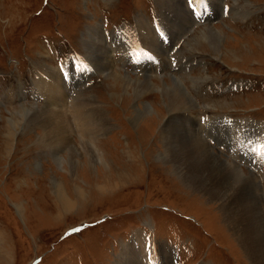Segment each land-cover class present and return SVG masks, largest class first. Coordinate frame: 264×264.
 I'll return each instance as SVG.
<instances>
[{
	"label": "rangeland",
	"instance_id": "rangeland-1",
	"mask_svg": "<svg viewBox=\"0 0 264 264\" xmlns=\"http://www.w3.org/2000/svg\"><path fill=\"white\" fill-rule=\"evenodd\" d=\"M53 68L67 83L49 106L38 79ZM235 120L249 122L252 159L264 0H206L196 15L188 0H0V264H116L123 245L134 264H252L221 208L238 183L222 176ZM196 135L221 161L191 157L189 181ZM238 162L264 208V171ZM138 233L170 258L149 259Z\"/></svg>",
	"mask_w": 264,
	"mask_h": 264
},
{
	"label": "bare ground",
	"instance_id": "bare-ground-1",
	"mask_svg": "<svg viewBox=\"0 0 264 264\" xmlns=\"http://www.w3.org/2000/svg\"><path fill=\"white\" fill-rule=\"evenodd\" d=\"M221 1V0H220ZM210 20V19H209ZM205 22V21H204ZM207 22V21H206ZM196 23L194 22V25ZM194 25L192 24L187 31L190 32L192 31V29L194 28ZM93 29V28H92ZM97 29H99L97 27ZM210 32V36L208 38V42L210 43V47H212L213 49H218L219 44H220V37H222L218 32H214V30L211 28H209ZM186 31V32H187ZM218 31V30H217ZM184 32V33H186ZM206 34V33H205ZM98 35V34H97ZM207 35V34H206ZM108 46V45H107ZM173 46V45H172ZM223 46V45H222ZM211 49V50H213ZM225 51V50H224ZM215 52V51H213ZM161 53V52H160ZM116 73V72H115ZM112 74V73H111ZM122 76V75H121ZM65 76H64V71L61 69H52L51 70H47L46 74L44 76L41 75V77H39L38 81H39V85L42 86L44 89L43 91H45L46 93V100L49 106H51L57 99V94L59 92L60 89L63 88V86H66V83L64 81ZM128 79V78H126ZM138 79V78H137ZM148 79V78H147ZM142 80V79H141ZM116 81V80H115ZM134 81V80H133ZM148 81V80H147ZM37 82V81H36ZM129 82V81H128ZM131 82V81H130ZM138 82V81H137ZM125 83V82H124ZM164 83V82H163ZM151 84V83H150ZM133 85V83H132ZM145 85V83H144ZM134 86V85H133ZM146 86V85H145ZM157 86V85H156ZM72 87V86H71ZM138 87V86H135ZM69 88V87H68ZM146 88V87H145ZM149 88V87H148ZM158 88V87H157ZM136 89V88H134ZM143 90V89H141ZM145 92V91H144ZM41 93V91H40ZM61 93V92H60ZM168 94V93H167ZM62 95V94H61ZM91 95V94H90ZM158 95V94H157ZM93 96V95H92ZM166 96V95H165ZM63 97V95H62ZM66 97V96H65ZM172 97V96H170ZM67 98V97H66ZM92 98V97H91ZM173 98V97H172ZM44 99V100H45ZM87 99V98H86ZM192 99V98H191ZM45 100V101H46ZM64 100V98H63ZM92 100V99H91ZM61 101V100H60ZM88 101V100H87ZM193 101V100H192ZM65 102L67 103V101L65 100ZM174 102V101H173ZM177 102V100H176ZM69 103V102H68ZM79 103V102H78ZM77 103V105H78ZM178 103V102H177ZM91 104V103H90ZM93 104V103H92ZM185 104V103H184ZM81 105V104H79ZM85 105V104H82ZM54 106V105H53ZM97 106V105H96ZM63 107V106H62ZM66 107V106H65ZM81 107V106H80ZM78 107L77 111H74V117L75 119L80 122L79 124H82L83 122V113L86 112L84 111L83 107ZM47 108V107H46ZM55 108V107H54ZM60 108V107H59ZM83 108V109H82ZM101 108V107H100ZM170 108V107H169ZM177 108V107H176ZM181 108V107H179ZM177 108V109H179ZM28 109V108H27ZM56 109V108H55ZM73 109V108H72ZM88 109V108H86ZM85 109V110H86ZM91 109V108H90ZM67 110V109H66ZM69 110V109H68ZM95 110V108H94ZM56 111V110H55ZM102 111V109H101ZM179 111V110H178ZM187 111V110H186ZM24 112V111H23ZM72 112V111H71ZM89 113V111H87ZM21 113V112H20ZM87 113V115L89 116V114ZM95 113V112H94ZM93 113V114H94ZM173 113V112H172ZM70 114V113H69ZM141 114V113H140ZM171 114V113H170ZM83 115V116H82ZM172 115V114H171ZM17 116V115H16ZM48 116V115H46ZM56 116V115H54ZM72 116V115H71ZM104 117V116H103ZM51 118H54L51 115ZM73 118V117H72ZM98 118V117H97ZM46 120V119H45ZM95 120V119H94ZM105 120V119H104ZM43 121V120H42ZM49 119L47 120V122H45V124L47 125V127L49 128V132H53V130L55 129V126H53L52 123L48 122ZM85 121V120H84ZM87 122V121H86ZM165 123V122H164ZM168 123V122H166ZM77 124V122H76ZM108 124V123H107ZM75 125V124H74ZM94 125V124H93ZM205 126V129L207 130V132L209 133L210 130L213 131V129H209L212 128L210 126H208L207 124H202ZM201 125V126H202ZM234 126V129L232 131H230V133L228 134L230 136V141L232 143H234L236 145V149L232 151L231 156H232V160L233 161H228L226 162V166L224 168H222V176L223 178H228L230 181H234L233 183H237V185L232 188L233 191L230 194V199L228 197H226L227 195H225V198L222 200V205L221 208L224 210V214H225V218L227 221H229V223L235 228V230L237 232H239L240 236H239V242L241 243V245H243V247L245 248L247 254L249 255L252 264H264V208L261 206L260 203V199L261 201L262 199V195L260 194H256L254 195V197H252V195H248L249 190H247V183L250 180H253L252 176L254 174L251 175V177L245 176L244 172L242 171V168L240 167V164L238 162L239 158H243L245 160V162H253L255 163V165L263 172L264 171V151L261 153H257L256 156H254L252 159L250 158L251 152L247 151V150H242L240 148V141L244 139L243 135H246V133H248V128H249V122L245 121V120H235V124H232ZM200 126V125H199ZM70 127V126H69ZM93 127V126H92ZM95 129V128H94ZM56 130V129H55ZM162 130V127H161ZM68 131V130H67ZM77 131V130H76ZM255 137L256 138V150L262 148L264 150V125H257L255 127ZM82 132V131H81ZM86 132V130H85ZM96 132V131H95ZM87 133V132H86ZM91 133V132H90ZM171 133V132H170ZM190 133V132H189ZM68 135V134H67ZM199 136H201L198 133ZM198 135L196 136H192L193 138V144H192V151L191 152H187L186 153V178L187 180L191 179V175L188 173V171L190 172V170H192L193 168L196 167L195 164L192 163L191 161V157H203L206 158L207 161L211 164L212 161H215L217 163H219V161H221L220 157H215L214 153L211 151V147L209 145H207ZM69 136V135H68ZM84 136V135H83ZM172 136V135H171ZM179 136V135H177ZM188 136V135H187ZM71 137V136H70ZM69 137V138H70ZM246 137V136H245ZM94 138V137H92ZM173 138V137H172ZM177 138V137H176ZM180 138V137H179ZM85 139V138H84ZM83 139V140H84ZM91 139V138H90ZM167 139V138H166ZM187 139V138H186ZM184 139V141L186 140ZM93 140V139H92ZM172 140V139H171ZM198 140L204 142V144H202L201 142H199ZM170 141V140H169ZM181 141V140H180ZM77 142V141H75ZM94 142V141H93ZM171 142V141H170ZM66 143V142H65ZM62 143V144H65ZM90 143V142H89ZM188 143V142H187ZM80 144V143H79ZM169 144V142H168ZM85 145V144H84ZM91 145V144H90ZM82 146V145H81ZM95 146V145H94ZM172 146V145H171ZM87 147V146H85ZM174 147V146H172ZM96 148V146H95ZM191 149V148H190ZM82 150V149H81ZM87 150V149H86ZM99 151V149H98ZM168 151V149H167ZM181 151V150H180ZM179 151V152H180ZM175 152V151H174ZM178 152V151H177ZM176 152V153H177ZM167 153V152H166ZM99 154V153H98ZM71 157L74 158L78 155V152H74V153H70ZM96 155V153H95ZM80 156V155H79ZM91 156V154H90ZM91 158V157H90ZM101 159V158H100ZM216 159H219L216 160ZM59 160V159H58ZM70 160V159H69ZM98 160V159H97ZM193 160V159H192ZM61 161V160H60ZM72 161V159H71ZM70 161V162H71ZM74 161V159H73ZM76 161V160H75ZM223 161V160H222ZM249 162V163H250ZM61 163V162H60ZM68 163V162H67ZM74 163V162H72ZM173 163V162H172ZM178 163L180 164V162L178 161ZM174 164V163H173ZM177 164V166L179 165ZM221 164V163H220ZM176 165V164H175ZM219 166V164L217 165ZM210 167V166H209ZM181 168V167H180ZM217 168V167H216ZM219 169V168H218ZM180 170V169H179ZM182 170V169H181ZM184 170V169H183ZM212 170V169H211ZM259 170V171H260ZM213 171V170H212ZM176 172V171H175ZM183 175L184 173L181 172ZM209 173V172H208ZM253 173V172H252ZM204 174V173H203ZM216 174V172L214 173ZM196 175V174H195ZM241 176H244L243 178H241ZM194 178V177H193ZM190 181V180H189ZM205 181V180H204ZM196 188H200L202 189V191L207 194L210 198H216L219 194H218V190H219V184L218 181H215L214 183L210 184V185H203L197 181H195L193 183ZM255 184V183H254ZM54 185V184H53ZM225 186V185H224ZM229 186V185H228ZM250 186V185H249ZM227 189V188H226ZM230 193V192H228ZM253 194V193H252ZM254 201H256L258 203L255 204ZM263 203V202H262ZM259 212H262V217L259 214ZM263 219V220H262ZM144 232V231H143ZM137 234V233H136ZM139 234V233H138ZM238 234V235H239ZM135 241L139 242L142 241V243H144V250L147 251L149 249L147 243H149L148 241H146L145 236L142 235H137L135 236ZM150 244V243H149ZM137 245V244H136ZM150 246L152 247V245L150 244ZM139 249V248H138ZM153 251L151 256L149 257V259H152V255H160L162 254V256L164 258H170V253L167 249L165 248H156L155 249L152 247ZM128 251V252H125ZM131 248L130 245H123L122 247V251L121 254H119L117 256V260H116V264H126V261L128 258L130 263H136L135 260L131 259V257L129 256V254L131 253ZM125 255V258H124ZM143 255V254H142ZM146 258V257H145ZM148 260V259H147ZM157 260V259H156ZM138 261V260H136ZM162 261V260H161ZM167 261V260H166ZM170 261V260H169ZM150 264V263H149ZM162 264V263H160Z\"/></svg>",
	"mask_w": 264,
	"mask_h": 264
},
{
	"label": "snow or ice",
	"instance_id": "snow-or-ice-1",
	"mask_svg": "<svg viewBox=\"0 0 264 264\" xmlns=\"http://www.w3.org/2000/svg\"><path fill=\"white\" fill-rule=\"evenodd\" d=\"M190 7L193 8V13L196 15V7L201 4H206V0H188ZM206 11V8L204 9ZM75 231H79L78 229Z\"/></svg>",
	"mask_w": 264,
	"mask_h": 264
}]
</instances>
